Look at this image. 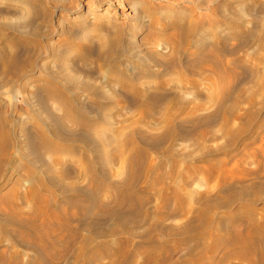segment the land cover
Wrapping results in <instances>:
<instances>
[{
    "label": "rangeland",
    "instance_id": "rangeland-1",
    "mask_svg": "<svg viewBox=\"0 0 264 264\" xmlns=\"http://www.w3.org/2000/svg\"><path fill=\"white\" fill-rule=\"evenodd\" d=\"M24 1L0 0V48L4 46L2 39L10 36V48L15 50L11 53L15 55L13 63L18 61L23 70V75L14 71L4 75L0 58V118L13 139L9 136L7 146L12 151L11 162L0 161V181L8 178L6 185L0 187V194L12 192L17 179L21 183L18 190L24 193L30 183L23 172L24 166L31 169L32 175L44 176L41 172L44 162L50 168L53 166L51 170L57 172L56 177L62 175L59 177L64 180H57L58 186H68L76 178L83 187L86 178H79L72 171L84 167L79 151L73 150L78 140H69L67 136L73 130L79 133L75 119L78 116L87 119V116L94 122L91 137L95 135L92 139L99 143L92 142L96 145L90 152L99 148L98 167L103 177H100L103 184L97 190L100 195L96 197L108 209L115 205L123 189L131 187L139 197L125 209L129 227L135 233L133 246L151 251L157 241L164 250L168 248L165 264H182L187 257L186 248L194 247L195 232L173 235L168 229L180 227L190 216L197 222L194 216L203 194L222 196L223 191L230 194L222 198L226 204L221 203L223 206L216 209V216L238 210L237 222L241 227L252 216L264 224V53L261 49L264 48V0H38L40 4L37 0ZM151 13L159 16L158 19ZM165 27L166 32L170 29L166 35ZM181 28L186 31L187 39L183 38ZM171 29L177 30H174L176 37ZM189 37L190 43L194 40L191 44ZM82 43L90 47L88 52ZM178 45L185 46V52ZM176 47L179 50L181 47L183 52ZM48 83L59 85L65 96L74 97L72 101L79 114L70 110L62 102L64 99L42 95L45 92L42 88ZM95 86L98 94L92 89ZM40 95L45 107L39 106ZM48 112L58 122L56 128L49 123ZM39 121L46 128L44 134L60 148L58 153L57 149L44 147L45 150L38 145L44 162L38 155L27 159L22 156L27 148L26 131L30 143L39 141L36 134ZM58 127H62L61 131ZM133 147H140L145 153L138 157ZM204 158L217 164H214L217 172L204 173ZM150 163L154 165L153 171L148 169ZM67 165L72 166L68 172L73 176L67 174L68 179L67 175L63 176ZM146 181L151 186L144 191ZM61 199L67 201V197ZM22 204L26 206L23 213L30 214L33 209L30 203L25 200ZM162 211L166 213L163 232L156 225L157 213ZM105 215L99 230L115 225L112 215ZM119 235L105 238L114 246ZM7 243L4 245L7 252V248H17L20 261H28V255L33 252L30 248ZM69 252L56 264H67ZM100 261L107 263L108 257L105 255ZM140 262V255L132 260V264Z\"/></svg>",
    "mask_w": 264,
    "mask_h": 264
},
{
    "label": "bare ground",
    "instance_id": "bare-ground-1",
    "mask_svg": "<svg viewBox=\"0 0 264 264\" xmlns=\"http://www.w3.org/2000/svg\"><path fill=\"white\" fill-rule=\"evenodd\" d=\"M20 1H24V0H20ZM39 1H43V0H39ZM39 1L37 3H39ZM36 2H35V4H37ZM39 4H37L39 7L42 6ZM30 7H32V6H30ZM28 10L30 11L31 9H28ZM38 10H40V9H38ZM154 10H157V9H154ZM152 11H153V9H152ZM151 15H152V13H151ZM29 16H31V15H28V17ZM157 17H159V16H157V15L155 17L153 16V18L155 20L158 19ZM181 19H183V18H181ZM160 21H161V19H160ZM198 22H197V25H198ZM158 23H159V21L157 20V26H158ZM181 23H182V21H181ZM167 24H169V23H167ZM164 25H166V24H164ZM172 25H173V23H172ZM182 25H184V24H182ZM153 26H156V25H153ZM153 26L151 25L150 27L153 28ZM195 27H194V30H195ZM158 28H160V27H158ZM169 28H171V27H169ZM156 29H157V27H156ZM167 29H168V27H167ZM172 29H171V31H173V32H174V30H176V29H174V30H172ZM178 29H180V28H178ZM181 29H183V28H181ZM164 31L166 32V27H165ZM180 31L178 32V36H180V34H179ZM184 31L185 30L183 29L182 32H184ZM154 32H155V30H154ZM167 32L165 33V35L167 34ZM175 32H177V30ZM185 32L183 33V38H186L187 33H185ZM188 34L190 35V32ZM189 35H187V36H189ZM193 35H194V32H193ZM173 36L176 37L177 34L175 33ZM168 37L171 38L170 35H168ZM190 37H191V35H190ZM190 37H189V43H190ZM164 38L166 39V37H164ZM169 38H167V39H169ZM179 39H180L179 41H181V37ZM186 39H184V40H186ZM260 39H262V37ZM173 41H175V40H173ZM192 41H194V40H192ZM192 41H191V43H192ZM2 42H3L4 46H1V48H0V58H1V64H2L1 68L3 69L4 75L7 73H10V71H14L15 74L16 73H22L23 70H22V66L20 65V63L18 61H15V60L14 61L16 63H13L12 57L15 55L12 56V54L14 53L15 50L13 49V47H12L13 50L10 48L11 47L10 44H12V42L10 41V36L5 38V39H2ZM116 43H117V41H116ZM79 44H81V43H79ZM120 45H122V44H120ZM83 46L86 48L87 52L90 50L89 49L90 47L87 44L86 45L83 44ZM178 46H181V45H178ZM181 47H180V50L178 49V47H176V48L180 52H183L185 46H183V50ZM174 48H175V45H174ZM196 49H199V46ZM261 49H263L262 53H264V48H261ZM184 52H185V50H184ZM192 52H194V51H192ZM179 55L180 54H178V56ZM261 59H260V61H261ZM98 62H99V60H98ZM262 64H264V63H262ZM99 73L101 75V72H99ZM22 75H23V73H22ZM260 80H261V78H260ZM44 81L49 82L47 80H44ZM79 84H81V83H79ZM82 85L83 84H81V86ZM262 86H264V85L262 84ZM90 87H92V86H90ZM92 89H94L96 93L99 91L96 86ZM130 89L131 90L134 89L132 85H131ZM136 90H137V88H136ZM39 92H41V91H39ZM42 92H44L42 94L44 96H45V94L47 96L51 95V96H54V98L56 97L58 100L60 99L61 101L64 99V101H62V102L67 104V107H69L70 110L74 109V111H76L77 113L79 112V109L77 110L75 108V105L73 104L72 98H74V97H71V95L67 97L68 94L65 96L66 92L64 93V89L62 87H60L59 85L55 84L53 86V83H52V85L49 83L45 84V86L42 88ZM100 92L102 93V91H100ZM254 96L256 97V95H254ZM66 97H67V99H65ZM249 98L250 97H248V99ZM102 99H105V98L103 97ZM237 100H238V98H237ZM253 100L255 101V99H253ZM38 101H39L40 107L46 106V102H45L43 96L40 95V97L38 98ZM65 101H67V102H65ZM227 112L228 111H226V115H228ZM70 114L72 115L73 112L72 113L70 112ZM171 115H172V113H171ZM46 117H47V119L49 118L51 120V121L48 120L49 123L51 124V126L56 128L58 122L56 123V121L54 120V117L51 115L50 112H48V115ZM72 117H74V115ZM225 117H226L225 121H227L228 116H225ZM78 118H77L78 120L75 119V121H76V125L80 128L79 133H77L75 130H73L74 133H72L70 136H67V138L69 140H72L73 138L78 140V145L73 150H76V148H77L76 151L77 152L79 151V155H80L79 159L84 163V167L83 168H77V170H75L73 168L72 171H73L74 175L76 174L77 177L86 178V179H83V180L87 181L83 187H82V185L79 186L80 183L75 181L76 178H74V181H71L69 178V181H71V182H68V186L67 185L65 187L58 186L57 180H60V182H61L64 179H61L62 175L61 176L59 175L61 178L59 176L56 177L54 174L57 173L56 170H58V169H56V170L54 169L56 173H54V171L52 172L51 169L53 168V166L50 168L49 164L45 163L43 161V158L41 157V154H40V147L39 146H41L43 148L45 147V148H49V149H54V150L57 149L58 153L60 151V148L57 147V145H55L56 143L54 141H51L49 139V137H47L44 134L43 131H46V128L44 129V126L42 125V123L40 121H39V123H41V124L37 128L38 132L36 131V134H38L37 136H38V139L40 142L38 141V143H30L28 141L29 138L27 139L28 131H26L24 133V140L27 143V145H26L27 148H26V153L22 154V156H24L26 159L28 158V156H30L32 158H33V156H36V155L40 156V159L42 160V162H44L43 167L41 169V172L44 174V176H42L40 173H36V174L32 175L31 169L26 165L23 168V172L27 175V178L29 179V182H30L28 184V187L26 188V191H24V193H23V191L18 190V187L21 186V183H20V179H17V181L13 185V189H12L13 191L12 192L0 194V215L4 216V218L0 219V264H56V261L58 263V260L61 259L64 255H66L70 249H71V251L69 252L70 255H68L69 258H68L67 264H132L133 258H135V256H138V255L141 256V262L139 264H165V258L167 256L166 253H167L168 248L165 247L166 249L164 250L163 246L158 245L159 242H157V241L155 242V247L151 251L147 247L143 248V246H140V245H138V246L132 245L133 239L135 237V233L132 230V228L129 227L130 222L127 219V216H126L127 212L125 209H126V206L128 204L130 205L132 203V201L137 200L139 197L137 198V196L134 195L133 189L131 190V187H130V190L128 188L125 190L123 189V191H121V192L119 191V193L116 197L115 205L114 206L111 205L112 207L108 206V207H110V209L106 208V206H105L106 204H104L103 201H100L98 199V196L100 194H98L99 191L97 192V190L103 184V182L100 180V177L101 178H103V177L101 176L102 175L101 174L102 169L98 167L99 148H96L94 150V152H90V150H92V148L96 144H99L96 142L95 138H94L95 140L92 139V137H94L95 135L91 137L92 133H90V128L93 125L92 123H94V122H92L93 118H91V117L86 116L87 119H85V118L80 119V117L78 116ZM60 121H61V119H60ZM230 121H232V120H229L228 123H230ZM3 123H4V121H2V119L0 118V161L2 162L5 160H8L11 162L10 159H11L12 151H11V149H7L8 142H9V136H10L9 131H8L9 129H5L3 127ZM59 124L62 125V122ZM76 125H75V127H76ZM229 125H232V124L230 123ZM41 126H43V127H41ZM52 127H51V130H52ZM223 127L225 128V126H223ZM58 128H60V127H58ZM61 128H60V130L59 129H57V130L61 131ZM206 129L208 130V128H206ZM232 129H233V127H232ZM232 129H229V130H232ZM62 132H63V129H62ZM232 134H231V136H235L234 134L233 135ZM63 135H64V133H63ZM36 138L37 137H35V139ZM10 140H13L12 137L10 138ZM36 141H37V139H36ZM97 141H99V140H97ZM135 141L137 143L136 138H135ZM92 142H94L96 144H93ZM11 144L14 145L15 143L13 141H11ZM11 144H10V146H12ZM105 144H103V145H105ZM109 144H107V145L109 146ZM132 145H133V143H132ZM133 148H134L135 152L138 154V157H139V154L142 155V153L145 151V150H142L140 147H133ZM49 149H48V151H50ZM101 149H103V148H100V150ZM132 151H133V149H132ZM51 152H53V151H51ZM77 152H75V153L77 154ZM133 153H134V151H133ZM99 155H100V153H99ZM131 156H134V155H131ZM141 158L143 159V157H141ZM146 159L147 158H145V162H143V166H145L144 163H146ZM207 159L208 158H206L204 160V165H203L204 173L209 175L213 171L217 172L215 165H214L216 163H213L214 161H212L211 159L210 160L209 159L207 160ZM124 160H125V158H124ZM127 161H128V159H127ZM63 163H61V164H63ZM134 164H136V162ZM50 165H52V164H50ZM56 165H58V164H56ZM71 165H67L66 170L63 169V176H66L67 174L70 176V174H69L70 172H68V169L72 167ZM58 166H60V165H58ZM134 167H135V165H134ZM152 167L154 168V165L152 163H150L148 169L151 170ZM59 168H61V167H59ZM132 168H133V166H132ZM153 170H151V171H153ZM221 170H223V169H221ZM226 172H225V174H226ZM59 174H61V173H59ZM145 174H146V176L148 175L147 173H145ZM149 174L151 175L152 172ZM68 175H67V179H68ZM139 175H143V174H139ZM70 177H73V176H70ZM64 178H66V177H64ZM3 179L4 180L1 179L2 181H0V187H4L6 185V183L8 182V178L4 177ZM133 179H131V180H133ZM136 179H138V178H136ZM146 179H147V177H145V180ZM81 180H82V178H81ZM132 182L134 183V181H132ZM147 183H148V181L145 182L144 186L142 185L144 191L147 190L151 186V185L149 186V184H147ZM222 184H223V182H222ZM107 188H109V187H107ZM140 188H142V187H140ZM224 189L226 191V188H224ZM165 191H167V189ZM65 192H69L71 194L65 195L64 194ZM54 193H57V196ZM101 193H102V191H101ZM141 193L143 194V192H141ZM172 193H173V191H172ZM96 194L98 195L97 197H96ZM211 194L207 195V196L205 194H203L204 196L202 195L203 197L199 203V207L197 209V214H196V216H194L197 222L192 220V219H194L193 216H190V217H187V220L180 227L170 226L169 229L167 228L168 231H170V233L173 235H178V234L192 235L193 232H195L193 234L195 236L194 247L192 246L193 248H191V247L186 248L187 249L186 250L187 257H186V259L183 260L182 264H264V230H263L264 224L260 223L259 221H257V219H255L252 216V217H250V219L248 218V221L246 222V224H242L244 226L241 227V225L238 224L239 222H237V216H239V213H240L238 210H236V212H225L221 216H216V209L217 208L220 209V207L223 206V204H221V203L222 202L224 203V201H225V200L222 201V198H226L230 194L227 195V193H224V191H223L222 196L221 195H211ZM146 195H149V194H146ZM61 196H62V198L67 197V201H66V199H61ZM166 197L167 196H165V198ZM168 197H167V199H168ZM100 198H102V196ZM25 200H27L28 203H30L31 207L33 208L32 212L28 215L27 214L25 215V213H23L24 208L26 206L23 207L22 202ZM141 200H142V198H141ZM139 201H140V199H139ZM224 204H226V203H224ZM162 207H163V202H162ZM26 209H28V208H26ZM132 209H133V207H132ZM242 212H243V209H242ZM105 213L106 214L109 213L112 215V217L115 221L114 222L115 225H112L111 227L107 228L106 230H102V229L99 230L98 225H100V221L103 220ZM157 214L159 216L156 219V225H157V227H160L161 232H163L162 231L164 228L163 223L165 222L164 218L166 217V213L162 211V212H158ZM189 215H190V213H189ZM1 221H3V225H2ZM118 233H120V235L118 236L117 239H114L116 244L115 245L113 244L114 246H112V244L109 243L108 239L105 238V236H107V235L112 236V234L114 236L115 234H118ZM162 234H164V233H162ZM78 238H79V242L77 243L76 241H78ZM7 242H10V243L14 242L17 244L19 243V244L24 245V247L30 248L33 252L30 256L28 255V258H27L28 261L25 263H22L20 261L21 259H19V251L17 248L10 246L11 248H7L9 250V252H7L5 250V246H4V245L8 244ZM105 255H106V258L108 257V262L107 263H101V261H100L101 257H105Z\"/></svg>",
    "mask_w": 264,
    "mask_h": 264
}]
</instances>
